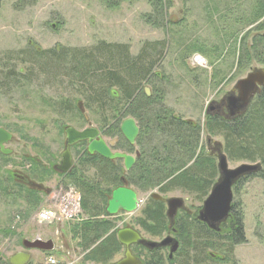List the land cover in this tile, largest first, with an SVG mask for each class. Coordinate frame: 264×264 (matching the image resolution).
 Instances as JSON below:
<instances>
[{"label": "rangeland", "instance_id": "obj_1", "mask_svg": "<svg viewBox=\"0 0 264 264\" xmlns=\"http://www.w3.org/2000/svg\"><path fill=\"white\" fill-rule=\"evenodd\" d=\"M108 2L37 0L31 7L16 9V0H3L0 9V66L7 63L6 55L10 54L13 63L19 64V69L26 67L20 63V59H15L17 52L28 48H91L97 42L104 41L127 45L130 54L137 56L145 43L165 42L167 49L164 57L156 63L149 79L141 83V96L148 88L151 97L158 100L160 95L175 116L201 126L198 155L200 152L208 154L211 148L216 150L219 145L230 169L244 164H258L233 161L225 153L223 138L209 134L206 128L207 116L217 113L212 111L210 114V109L222 106L223 100L232 93L238 81L253 70L264 69V64L255 57L250 62L243 60V65L238 61L241 38L251 30L245 40L251 47L254 39L264 34V17L251 27L246 28L244 24L255 12V0H163L166 22L152 17L155 23L161 25L148 21V15L153 10L150 0H112L110 5ZM208 4L213 8L217 6V10L211 13ZM224 13H227L225 19L222 18ZM186 46L203 48L207 51V57L194 54L185 60ZM197 57L203 58V62H197ZM57 81L61 85L54 83ZM74 90L76 88L67 86L64 79L53 80L42 76L34 80L32 87H24L13 94H7L0 88V127L13 135V141L7 147L12 151L13 162H19L25 154L37 157V148L60 154L65 143L60 129L63 124L65 128L71 126L79 131L86 127H100L97 117L91 114L88 122H75L69 121L72 118L62 119L52 112L49 102L77 96ZM104 137L107 142L115 138ZM144 145L146 149L150 146L147 141ZM135 150L141 151L140 144ZM215 150L211 151V155H215ZM215 161L217 166L218 160ZM20 163L23 168L31 165ZM61 181L55 177L44 184L50 194L35 209H31L22 196H6L0 191V257L4 261L23 252L20 245L23 238H40L43 241L52 240L58 251L50 255L31 251V264H47L49 257H54L59 264H92L84 262L86 253L79 247L80 238L73 232L75 225L87 219L84 212L78 221L65 224H42L37 221V213L56 203L60 192L70 186L69 183L61 185ZM155 189L138 188L141 210ZM11 191L13 189L10 187ZM169 197L187 198L179 191L170 193ZM234 204L244 216L245 241L235 247L233 259L229 262L223 260L212 264H264V180L256 175L244 180L235 193ZM192 205L197 207L201 204L194 200L187 202V206ZM141 210L134 215L121 213L117 218L100 216L98 219L110 220L114 228L133 225V218ZM6 231L11 234L6 235ZM144 237L148 241L160 242L165 236L152 238L144 234ZM217 251L211 249L209 252L223 258L221 252ZM165 255H168V251H165ZM121 257L123 251L110 263Z\"/></svg>", "mask_w": 264, "mask_h": 264}, {"label": "trees", "instance_id": "obj_2", "mask_svg": "<svg viewBox=\"0 0 264 264\" xmlns=\"http://www.w3.org/2000/svg\"><path fill=\"white\" fill-rule=\"evenodd\" d=\"M108 1L110 5L112 0ZM2 2L3 0H0V9ZM36 2L37 0H16L15 8L25 9ZM150 3L153 10L148 15V21L155 23V20H152V17H155L166 22L167 13L163 0H150ZM254 3L255 12L246 19L244 23L246 28L258 24L264 17V0H255ZM214 9L217 10V6L214 8L210 6L209 11L212 13ZM227 13L223 14V19ZM155 24L161 25L159 22ZM250 31L241 38V56L238 61L243 65V60L250 62L255 57L264 64V34L255 38L249 47L245 40L248 39ZM166 49L165 42L145 43L139 54L132 56L127 45L109 44L104 41L97 42L91 48L65 46L53 49L28 48L16 54L15 60L20 59V63L26 65L21 69L19 64L13 63L10 54L6 55L7 63L0 66V88L7 94H13L24 87H32L34 80L40 76L66 80L67 86L76 88L73 93L77 96L49 102L52 110L62 119L72 118L69 121L75 122L84 120L79 112L72 117L67 116H71L67 113L70 107H75L77 102H83L93 117H97L98 126L104 130L107 137L120 136V125L128 118H133L139 123L141 135L138 144L141 146V158L129 172L127 180L130 184L147 190L157 188L168 180L167 189L181 188L186 192L199 189L203 199L215 184L219 172L212 156L202 152L197 154L201 126L175 116L165 106L160 95L157 100L153 97L148 98L145 93H142V96L140 94L141 83L152 75L156 63L162 60ZM194 54L207 57V51L203 48L186 46L185 60ZM10 61L12 63H9ZM54 83L61 85L58 81ZM66 128L64 124L60 126L62 132ZM206 128L209 134L223 138L225 153L233 161L243 160L260 164L261 171L255 175L264 180V88L242 116L230 119L220 115H209ZM145 141L150 145L149 149H146ZM89 158L93 160L92 156ZM191 163L193 164L190 166ZM89 166L95 167L96 171L86 176L82 165L72 178L64 180L66 185L69 183L79 190L83 212L87 217L81 224L74 226L73 232L80 238L78 245L86 253L83 257L84 262L108 264L121 253L122 246L115 235H109L114 228L113 222L98 218L108 217L106 206L113 190L121 184L119 180L121 171L119 173L116 163L105 159L90 161ZM34 167L37 170V164H34ZM37 175V171H34L29 177L36 180ZM250 177L241 179L235 186L234 193L244 180ZM1 184L0 181V187ZM20 189L19 193L18 190H13L15 192H10V195L17 198L22 196L31 209L44 202L43 199L49 194L48 190L40 193L39 190L27 187ZM148 216L151 221L158 224L157 228H161L165 222L159 208ZM190 232L194 233L193 230ZM5 234L9 235L11 232L6 231ZM194 234L198 235L195 243H191L190 237H187L189 239L179 257L169 264H212L223 260L229 262L233 259L235 247L245 241L243 213L234 204L229 221L221 232L215 233L202 225ZM211 249H217L223 258L218 254H210ZM1 262L8 264L4 259ZM144 264L164 263L158 253H151Z\"/></svg>", "mask_w": 264, "mask_h": 264}, {"label": "flooded vegetation", "instance_id": "obj_3", "mask_svg": "<svg viewBox=\"0 0 264 264\" xmlns=\"http://www.w3.org/2000/svg\"><path fill=\"white\" fill-rule=\"evenodd\" d=\"M201 59L203 60V58H201ZM235 95H237V94H235ZM147 97L151 98V95L147 96ZM72 98H75V96ZM226 98L223 100L222 106H219L216 108L213 107L212 109H210L209 113L211 114L212 111H214V112L216 111L217 113H215V114L213 113L212 115H220L223 117L230 118L229 113H228V109H227V105H226V103H227ZM75 108H76V111H75ZM51 110H52V108H51ZM52 112L58 116V113H56L54 110H52ZM77 112L80 113V116L85 121H87V122L89 121V115L91 113L86 109L83 102H77L75 107L72 106V107H70L69 111H67V113H69L71 116L77 114ZM137 124L139 126L138 122H137ZM86 128H89V127H86ZM86 128H84V129H86ZM139 128H140V134H139V137H140L141 127L139 126ZM84 129H82V130H84ZM97 129L100 133V136L106 141V139L104 137L105 136L104 130L102 131L98 127H97ZM65 130L63 132L65 143L63 146V150L60 152V154H55L51 151H47V150L44 151L41 148H37V157H32L29 154H25L21 157L19 162H13V160H11L12 151L7 148L8 145L13 141V139L5 147V149L7 151L11 152L10 155H4L0 150V181L2 183L1 187H0V191L4 195L8 196V194H10V187L17 188V189H13V190H18V193L21 190L20 187H23L25 189L27 187L28 189H35V190H39L40 193H44L45 191H47L44 184L47 183L48 180H52L56 177V178H58V180L62 179L60 184L63 185L64 180H68V179L72 178L80 170L82 165L84 166L83 170H84V174L86 173V176L90 175V173H94L96 171V168L93 166L90 167L89 162L90 161L91 162L100 161V159H104V158L101 157L100 155H98L97 153H95L93 155L89 154L88 145L86 142L78 143V144H76L70 148L73 165H72L71 169L68 171V173H66V174H63L60 171V168L62 167V162H63L62 154L65 152V148H66ZM139 137L137 138L135 144H130L123 137L122 134L120 136L115 137L114 139L109 140L108 142L106 141L107 145L111 148L113 153H117V152L124 153V154H128V155H132L135 158V164L133 165V167L130 170L126 169L124 161H122V160L111 161V162L116 163L118 165L119 173L121 171L120 176H119V180H120L121 184L117 188H115L113 190V192L119 188H127L130 190H133L137 194V197H138L137 208L134 212L127 213L126 211L120 210L118 212V214L115 216H109L107 214L109 218L110 217L111 218H117V216L121 213L134 215V214H136V212L141 210V202L139 200V192H138L139 187L132 184V183L130 184L127 180L129 172H131L135 168L138 160L141 158V151L135 150V148H137V145H138ZM112 142H114V145H112ZM208 145L211 148V142L210 141H208ZM214 150L215 149L211 148L212 152H214ZM211 151L208 152V154L210 156H212L214 159L218 160V156L221 154L220 146L218 145V147L216 148L215 155H213L214 153H212V155H211ZM73 152L75 153V157L73 156ZM89 156H92L93 160H90ZM20 162L30 163L31 165L28 168H25V167L23 168L22 167L23 165ZM34 164H37V170L35 169ZM192 164L193 163H191L190 166ZM217 164H218V162H217ZM20 170H22V172ZM34 171H37V173H38L36 180L32 179L28 176V175H31V173H33ZM219 179H220V176L218 175V177L216 178L215 184L212 186L209 194L204 198L205 201L209 197L211 191L213 190L214 186L217 184ZM167 181H165L161 186L157 187L154 191H152L149 194L148 199L145 202L144 208L139 212V215L136 218H133V225L117 226L116 228L112 229V231L109 233V235L110 234L115 235V237L117 238V241L122 246V251H123V257H121V259H119L118 261H116L114 263H110V264H115V263L119 262L125 256L127 249L119 241V233L121 231L138 234L139 240L133 241V243L129 247V250H130L132 256L134 258L140 260L142 264H144V262L146 261V259H148V257L151 255V253H158V255H160V257H162L163 263L169 264L179 257V254H180L182 248L184 247V245H186V242L189 239L187 237H190L191 243H195L198 235H196L194 233H195L197 228H201V226L204 225L208 230L213 231L215 233H219L222 231L223 227H225L227 225V223L229 221L230 214H229L228 218L223 223H221L219 225L216 224V229H212L210 227L209 223L202 221L201 215H202V212L204 209L205 201L203 200V202H202V197H201V193H200L199 189L194 190V192H192V191L186 192V191H184V189H181V188L167 189L166 188L167 183H168ZM239 182H240V180L237 183H235V185L233 186V195L234 196H235L234 188H235V186L238 185ZM69 187H73L79 192V190L75 186L70 185L66 188H69ZM175 191L181 192L187 198L169 197V194L172 192H175ZM11 192L14 193L15 191H11ZM24 192L25 191H23L22 193L24 194ZM49 194H50V192H49ZM154 195L157 196V198H155ZM111 196H112V194H111ZM111 196H110L109 200L111 199ZM174 199L180 201V207H178L173 212V215H170L169 214V201L174 200ZM109 200H108V202H109ZM191 200H194L196 203L198 202L201 205H199L197 207H195L193 205L187 206V202L191 201ZM233 206H234V199H233L232 208H233ZM82 208H83V204H82ZM156 208H159L162 211V214H163V217L165 220V222H163L161 228H157L158 224H156L155 222L151 221L148 218L149 217L148 214H150L153 211H156ZM106 209H107V206H106ZM82 212H83V210H82ZM192 230L194 231L193 234L190 232ZM187 231H189V232L187 233ZM185 233H187L188 236H186ZM144 234L148 235L152 238H162L163 236H165V237L160 242H152V241H148L147 239H145ZM192 237H193V239H192ZM35 240H42V239L34 238L33 240H26L23 238L20 242V245L23 248V252H28L29 254H31L30 253L31 251H26L24 244L26 243V241L33 242ZM167 240H171V242H169L166 246H163L162 244ZM48 241H52V240H48ZM48 241H45V242H48ZM151 244H155V247H151L150 246ZM54 245H55V243H54ZM176 245L178 247L177 251L175 253H173V255H171V251ZM32 251H38L42 254L50 255V254L58 251V249L56 248V245H55V249L52 252H44V251H39V250H32ZM122 251H121V253H122ZM165 251H168L167 256L165 255ZM29 264H31V262Z\"/></svg>", "mask_w": 264, "mask_h": 264}, {"label": "water", "instance_id": "obj_4", "mask_svg": "<svg viewBox=\"0 0 264 264\" xmlns=\"http://www.w3.org/2000/svg\"><path fill=\"white\" fill-rule=\"evenodd\" d=\"M264 88V69L253 70L244 79L237 82L233 92L226 98L227 109L231 119L242 116L251 106L254 99L259 95ZM147 96H150V90L145 89ZM237 94V95H235ZM120 131L123 137L130 143L135 144L140 134V128L137 122L128 118L124 120L120 126ZM66 148L62 154V167L60 171L63 174L68 173L73 162L70 148L82 142L88 145L89 154L97 153L101 157L109 161L122 160L124 161L127 170H130L135 164V158L132 155L124 153H113L106 141L100 136L97 128L89 127L82 131H78L73 127H67L65 130ZM11 133L3 128H0V150L4 155H10L5 147L12 141ZM114 145V142H112ZM218 172L220 179L214 186L209 197L204 203V209L201 215L203 222L209 223L212 229H216V224L223 223L229 216L233 204V186L239 180L258 174L261 171V165L244 164L236 169H230L228 160L222 153L218 156ZM155 198L157 196L154 195ZM138 203L137 194L127 188H119L112 193L111 199L108 202L106 212L109 216H115L120 210L132 213L136 210ZM180 207L179 200L169 201V214ZM137 233L121 231L119 233V241L126 247V253L122 260L115 264H142L140 260L134 258L129 250L133 241H138ZM171 240L165 241L162 245L166 246ZM155 247V244H151ZM26 251L39 250L44 252H52L55 249L53 241L35 240L33 242L26 241L24 244ZM177 245L172 249L171 255L177 251ZM32 256L28 252H20L9 258L8 264H29Z\"/></svg>", "mask_w": 264, "mask_h": 264}, {"label": "built area", "instance_id": "obj_5", "mask_svg": "<svg viewBox=\"0 0 264 264\" xmlns=\"http://www.w3.org/2000/svg\"><path fill=\"white\" fill-rule=\"evenodd\" d=\"M197 62L202 63L200 57ZM82 214V196L73 187L65 188L60 192L57 202L51 206L40 210L37 215V221L42 224H65L78 221ZM3 258L0 257V264ZM47 264H59L54 257H49Z\"/></svg>", "mask_w": 264, "mask_h": 264}]
</instances>
